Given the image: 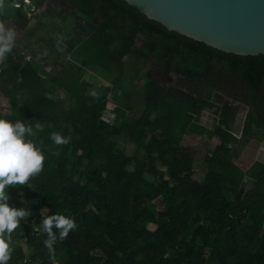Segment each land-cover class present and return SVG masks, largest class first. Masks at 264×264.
Masks as SVG:
<instances>
[{
  "label": "trees",
  "instance_id": "obj_1",
  "mask_svg": "<svg viewBox=\"0 0 264 264\" xmlns=\"http://www.w3.org/2000/svg\"><path fill=\"white\" fill-rule=\"evenodd\" d=\"M31 1L39 9L48 0ZM52 1L98 21L123 67L113 84L97 89L98 77L70 60L46 85L36 60L16 48L0 59V75L17 88L14 106L0 114L42 125L31 138L45 155L28 185L8 188L9 203L28 215L11 234L7 264H264V161L245 170L236 160L242 142L264 140V54L223 51L125 0ZM15 10L25 27L24 7ZM158 72L173 82L162 85ZM141 73L149 92L139 108ZM240 103L249 110L241 112ZM53 132L70 141L55 144ZM188 133L218 137L202 159V176L184 142ZM54 214L76 226L64 239L53 226L49 248L42 220Z\"/></svg>",
  "mask_w": 264,
  "mask_h": 264
},
{
  "label": "rangeland",
  "instance_id": "obj_2",
  "mask_svg": "<svg viewBox=\"0 0 264 264\" xmlns=\"http://www.w3.org/2000/svg\"><path fill=\"white\" fill-rule=\"evenodd\" d=\"M13 4L14 2L11 0H0V7L4 10L12 8ZM22 6L24 7V3ZM25 12L28 14V11L25 10ZM16 14V10L12 12V15ZM27 19L30 21L27 20L24 27L22 43L18 45L16 43L18 42V38L15 36L14 44L18 45L19 49L14 46L13 48H16L21 54L25 55L27 60L31 58L36 60L42 75L45 77L46 85L49 83V75L54 72L55 68L60 69L64 65L69 66L67 60L81 65L87 74L90 75L92 73L97 76L100 80L96 86L97 89L102 87L103 82L113 84L116 81L122 71L123 64L116 57L115 47L110 38L99 28L98 21L95 23L93 21L82 20L78 14L66 5L53 2L52 0L45 2L43 7L39 8V10L37 9L36 13H32L30 18L27 16ZM146 69L148 70V68ZM143 74L141 73L137 77L138 95H136V98L139 108L142 105L141 99L143 95L148 91L144 86L145 80ZM157 74H159L158 76L162 80V73L158 72ZM172 82L171 78H164L161 84L167 85ZM200 82L197 81L194 90L198 95L204 93V90L199 87ZM14 87V85L11 88L9 87L4 93L0 90V111L9 113L11 107L14 106L13 103L17 100V90ZM114 107L115 104L112 102L107 105L103 116L104 119L108 121L112 119ZM239 110L241 112L247 111L249 110V106L240 103ZM201 116L202 123H207L209 113L203 111ZM145 138L146 140L150 138V132L146 134ZM184 142L190 149L196 152L197 162L195 167L200 176L204 175L206 170L202 164V159L206 150L218 142V137L208 138L207 136L188 133L185 136ZM119 146L129 151L133 149V145L125 142H120ZM236 160L245 170L256 160H264V140L258 141L253 139L249 142H242L240 154ZM147 228L154 231L156 225L148 223ZM17 246L29 257L30 250L26 243L21 241L18 242Z\"/></svg>",
  "mask_w": 264,
  "mask_h": 264
},
{
  "label": "water",
  "instance_id": "obj_3",
  "mask_svg": "<svg viewBox=\"0 0 264 264\" xmlns=\"http://www.w3.org/2000/svg\"><path fill=\"white\" fill-rule=\"evenodd\" d=\"M24 0H13L19 4ZM147 17L223 51L264 54V0H125ZM28 18L35 5L24 3ZM27 60V57H25Z\"/></svg>",
  "mask_w": 264,
  "mask_h": 264
},
{
  "label": "clouds",
  "instance_id": "obj_4",
  "mask_svg": "<svg viewBox=\"0 0 264 264\" xmlns=\"http://www.w3.org/2000/svg\"><path fill=\"white\" fill-rule=\"evenodd\" d=\"M30 1L24 0L23 3ZM23 3L16 4L21 7ZM14 40V30L0 23V59L11 52ZM34 128L39 130L42 125L37 123L33 126L21 120L11 121L0 114V264H7L10 259L11 234L19 226L21 219L28 215L23 207L18 208L9 203L8 188L11 185H28L30 177L43 169L44 152L31 138L36 134ZM50 138L58 145L70 141V137L58 132L51 133ZM42 224L49 236L44 243L49 248L56 239L53 226L60 230V239L66 238L69 230L76 226L72 218L62 214L45 217Z\"/></svg>",
  "mask_w": 264,
  "mask_h": 264
},
{
  "label": "crops",
  "instance_id": "obj_5",
  "mask_svg": "<svg viewBox=\"0 0 264 264\" xmlns=\"http://www.w3.org/2000/svg\"><path fill=\"white\" fill-rule=\"evenodd\" d=\"M11 1L13 2V0ZM17 7L19 6H17L15 2L12 8L10 7L4 10L2 7H0V23H3L5 27L8 29L14 30L15 36H17L18 38V42L16 43H18L19 45V43H22L24 27H21L19 23L16 22L17 19H15L14 15H12V12L15 11ZM27 20L30 21L29 19ZM18 45L13 43V46L16 47L17 49H19ZM23 45H24V41H23ZM6 82H9V83H6ZM13 85L15 86V83L12 81V79L8 75L6 74L0 75V90H2L3 93L4 91L8 90L9 87L11 88ZM14 88H16V86Z\"/></svg>",
  "mask_w": 264,
  "mask_h": 264
},
{
  "label": "built area",
  "instance_id": "obj_6",
  "mask_svg": "<svg viewBox=\"0 0 264 264\" xmlns=\"http://www.w3.org/2000/svg\"><path fill=\"white\" fill-rule=\"evenodd\" d=\"M26 1H29V0H26ZM20 5V4H19Z\"/></svg>",
  "mask_w": 264,
  "mask_h": 264
},
{
  "label": "flooded vegetation",
  "instance_id": "obj_7",
  "mask_svg": "<svg viewBox=\"0 0 264 264\" xmlns=\"http://www.w3.org/2000/svg\"><path fill=\"white\" fill-rule=\"evenodd\" d=\"M36 13V12H35Z\"/></svg>",
  "mask_w": 264,
  "mask_h": 264
}]
</instances>
